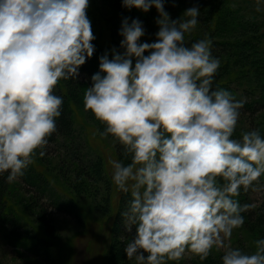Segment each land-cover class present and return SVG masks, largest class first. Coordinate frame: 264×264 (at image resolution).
<instances>
[{"label":"clouds","instance_id":"clouds-1","mask_svg":"<svg viewBox=\"0 0 264 264\" xmlns=\"http://www.w3.org/2000/svg\"><path fill=\"white\" fill-rule=\"evenodd\" d=\"M166 2L121 0L128 10L155 7V40L142 42L143 22L123 17V51L99 56L83 93L84 111L104 125L100 137H113L130 161H108L128 196L124 231L135 229L124 252L136 264H169L186 253L204 261L214 249L222 250L221 264H264V239L252 253L226 243L253 207L237 199L241 191L264 188V136L252 129L233 138L245 100L214 87L221 61L208 34L185 40L200 8L173 19ZM89 7L90 0H0V175L8 183L23 177L57 131V85L78 81L96 50Z\"/></svg>","mask_w":264,"mask_h":264},{"label":"rangeland","instance_id":"rangeland-1","mask_svg":"<svg viewBox=\"0 0 264 264\" xmlns=\"http://www.w3.org/2000/svg\"><path fill=\"white\" fill-rule=\"evenodd\" d=\"M216 3L218 9L213 13L211 9ZM193 5L200 8L199 23L191 34H186V42L201 39L205 34L212 39L216 33L222 36L223 28L216 30V24L220 15L225 13L228 21L235 25L234 29L224 31L226 36H232L236 43L238 41L241 44L240 47L235 44L234 50H243L246 42L253 41L255 46L252 52L264 55V0H228L227 3L225 0H176V6L169 0L165 3V10L170 13L171 18L176 19ZM227 5L238 10L234 14L233 11L225 12ZM129 13H132V18H139L143 22L145 35L141 37V41L153 42L158 31L155 23L158 13L155 7L145 13L137 8H133V11L123 8L121 0H90L87 10L91 22L93 18L98 22L100 36L112 46H119L122 37L118 30L122 18ZM104 20L112 22V27L105 28ZM231 54V57L239 55L233 52ZM241 64L240 62L239 65ZM228 66H222L223 71L218 74L228 76L233 61ZM75 81L69 79L59 83L65 89L64 84L69 85ZM230 83L238 86L241 91H238L237 96L240 95L243 99L246 96L247 100L250 97H259L261 90H264L260 83L259 87L254 85L248 90L249 84L253 83L244 75L240 77L234 74ZM88 84L90 83L80 76L68 96L73 114L70 134L60 136L57 142H50L42 150L38 149L34 163L30 165L33 172L45 178L53 194L41 192L38 186H29L21 178L8 183L7 173L0 176V198L3 203L1 211L4 212L0 213V264H136L134 259H127L124 252L125 246L131 240L130 235L135 232V229L132 234L124 231L120 215L124 209L122 207L120 210L119 202L121 204L124 201V206L128 196L116 192L117 187L112 181V168L108 162L109 158L123 160L125 164L130 161L118 156V142L113 137H100L99 132L104 130V125L90 111H84L83 93ZM252 129H259L264 136V108L254 114H244L241 110L233 138L239 139L242 132ZM93 132L97 133L95 137ZM40 151L44 153L42 156ZM75 153L86 163L85 171L89 169L90 175L79 171L84 167L79 157L73 155ZM241 193L249 196L248 202L252 208L259 212L262 210V188L260 191L249 190ZM58 200L64 203L67 211L59 209L54 203ZM11 218L17 220L19 225H16V230L23 240L15 238V231L10 233ZM263 230L264 227L261 228L260 225H243L233 231L230 241L226 243L252 253L255 251L254 241L264 239ZM33 235L42 241V246L30 245L28 236ZM26 237L28 238L25 239ZM14 239L21 242V245H14ZM221 255L222 250L214 249L206 260L201 261L191 253H186L181 261H170L169 264H221Z\"/></svg>","mask_w":264,"mask_h":264},{"label":"trees","instance_id":"trees-1","mask_svg":"<svg viewBox=\"0 0 264 264\" xmlns=\"http://www.w3.org/2000/svg\"><path fill=\"white\" fill-rule=\"evenodd\" d=\"M231 1V0H229ZM225 2L227 3L228 0H225ZM218 3H216L213 7H212V12L216 13V10L218 9ZM228 8L226 9L225 12H232L234 14V11H237L238 8H234V7H228V5L225 7ZM131 11H133V8L131 9ZM127 17H133L132 13H129L127 15ZM228 22V24L225 23ZM237 22L236 18H235V23ZM103 25L105 28H110L112 27V22H110L109 20H104L103 21ZM98 22L96 21L95 18L92 19V30L94 35L96 36V39L94 41H92V43L96 46V50L93 54V56L88 59L86 61V63L81 66L80 68V76L81 78L90 83V77L92 74L96 73L99 68V56L102 55L106 50H110L112 47H116L118 50L122 51V49L119 48V46H112L111 43L107 40H105L104 38H102V36H100V34L98 33ZM225 26V28H224ZM231 26V27H230ZM223 28V32L221 33L222 36H219V34L216 33V35L214 36V38L212 40V54L213 56L217 57L220 59L221 64H220V68L218 70V72H222V66L224 67H229L228 64H230V61H233V66L230 67V73L228 74V76L226 75H222V74H218L215 77V83H214V87H221L224 88L226 90H228L229 92H231L236 98L239 99H243L240 95L239 97L238 95V86H236L235 84H231L230 80L232 78V76L234 74L241 76H246L248 79L251 80L252 84H249L248 86V90L252 89L254 87V85H257V87H259V83L260 86L264 89V55L258 54V53H253L252 52V48H254L255 44L253 41H248L246 42V47L241 50L239 52V50H234L235 44L239 45V47L241 46L240 42L234 40V38L232 36H226L227 33H225L224 31L227 30H231L235 28V25H232L231 22L228 21V17L224 14L220 15L218 24H216V30L217 29ZM212 30V29H211ZM220 34V35H221ZM231 52L237 54L239 53L238 56L236 57H231L232 54ZM228 56V58H226ZM110 58H111V54H110ZM242 63L241 65H239V63ZM237 66V68H235ZM220 76L225 78L221 79ZM259 79H261L262 81H260ZM76 86V81L75 82H71L69 85L64 84L65 89L62 88V85L59 83L55 89V94L58 96H62L63 97V107H62V115L57 118V131L55 133L52 134V136L49 137V143H55L58 141V138L60 136H67L70 134L71 130H72V111H71V106H70V102H69V98L68 96L70 95L71 91H73L72 86ZM241 92V91H239ZM250 100L246 99L245 96V105L242 109V112L244 114L247 113H257L259 111H262V109L264 108L262 105H264V90H261V94L259 97H255L254 99L252 97L249 98ZM48 143V144H49ZM118 156L122 158V149L121 146L118 144V152H117ZM74 156L79 157V161L81 162L82 167H84L83 169L79 170L80 172H86L88 175H90L89 169H87L85 171V167H86V163H84L82 161V159L80 158L79 155H77V153L73 154ZM76 163V162H75ZM77 165V163H76ZM96 174V173H95ZM1 176V175H0ZM21 179L25 182H27V184L29 186H38L41 190V192H48L51 195L53 194L51 187L49 186L48 182L45 180V178L41 175H39L37 172H33L32 167L29 165V167L25 170V173L23 175V177H21ZM100 179H103L102 177ZM104 180V179H103ZM110 180V178L108 179ZM260 184L264 185V176H261L260 178ZM264 190V188H262ZM118 191V189L116 190V192ZM119 192V191H118ZM120 194H122L121 192H119ZM128 199V198H127ZM237 199L241 202V204H249V196L245 195L243 193L240 194L239 197H237ZM57 206H59V209L62 210H68L67 207L64 205V203L60 200H58L57 202H54ZM124 201L119 202V205H121L120 210L126 208V203L123 204ZM3 203L1 201L0 198V213H4L2 212V206ZM118 205V207H119ZM5 215V214H4ZM245 217V226H253L256 225L257 227L260 225L261 228L264 227V204L262 207V210L259 212V210H256V208H250V210L246 213L242 214ZM12 221V227L10 228V233L13 234V231L16 232V234H14L15 238H19L22 239V236H19V232L18 230H16V225H19L17 220L14 218L10 219ZM263 225V226H262ZM264 231V230H263ZM29 237V238H28ZM25 239L28 238V242L30 243V245L36 244L37 247H39L40 245L42 246V241L40 239H38L36 236H28ZM16 240V241H15ZM23 240V239H22ZM31 240H33V243L31 242ZM12 243L14 245H21V242L17 241V239L12 240ZM43 249V248H42Z\"/></svg>","mask_w":264,"mask_h":264}]
</instances>
